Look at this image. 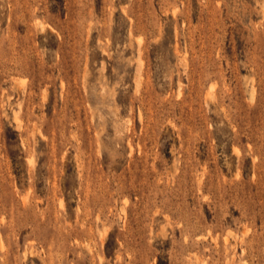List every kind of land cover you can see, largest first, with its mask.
Listing matches in <instances>:
<instances>
[{"label":"rangeland","instance_id":"374dc122","mask_svg":"<svg viewBox=\"0 0 264 264\" xmlns=\"http://www.w3.org/2000/svg\"><path fill=\"white\" fill-rule=\"evenodd\" d=\"M0 264H264V0H0Z\"/></svg>","mask_w":264,"mask_h":264}]
</instances>
